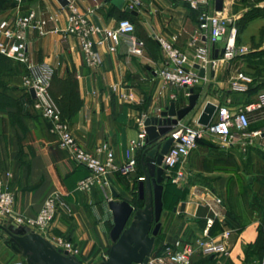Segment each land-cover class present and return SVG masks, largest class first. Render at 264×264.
<instances>
[{"label": "crops", "instance_id": "1", "mask_svg": "<svg viewBox=\"0 0 264 264\" xmlns=\"http://www.w3.org/2000/svg\"><path fill=\"white\" fill-rule=\"evenodd\" d=\"M67 1L100 27L112 28L121 18L128 19L134 25V36L143 43L142 56L129 55L124 42L115 53H109L103 45L98 47L102 65L98 69L88 68L76 40L63 35L64 17L57 15L56 21L53 18L62 7L57 0H23L19 9L11 6L9 0H0V22L11 19L19 11H34L49 20L50 32L46 36L28 33L29 56L32 62H44L53 68L49 93L62 115L70 109L62 118L69 123L77 144L100 158L103 152L97 150L106 145L119 165L125 161L129 142L143 131L145 118L156 116L179 97L184 104L187 102L182 90L164 85L157 75L166 66V59L156 38L185 52L189 59L187 69L195 70V48L207 45L204 38L191 45L198 28L199 9L213 10V0H205L207 5L202 0H141L143 7L137 16H124V9H117L110 0ZM223 10L231 19L229 28L236 30V45L247 53L205 70V80L196 86L200 96L195 118L207 102L236 112L256 102L264 93V0H223ZM225 41L226 36L214 45L210 56L214 50L220 52ZM24 74L21 64L0 56V176L10 173L6 184L14 195L17 215L32 217L45 198L61 194L70 213L60 214L50 232L78 244L82 264H92L91 254L109 250L112 225L108 227L103 220L94 223L91 216H98L97 206L109 198L110 188L131 203L127 192L132 193L142 178L141 168L127 178L114 176L110 188L77 191V182L87 172L57 147L49 125L33 109L32 98L23 88ZM238 74L244 77L245 91L231 88V80ZM122 94H132L135 101L129 102ZM257 130H264V119L250 125V132ZM210 140L208 136L201 138L189 154L184 165L186 179L176 186L185 194L169 212L162 211L161 217L167 219V225L161 222L155 242L159 241L158 249H161L176 238L192 241L201 237L206 220L214 212L218 216L209 235L216 237L224 229L234 232L229 241V256L211 257L213 263L260 264V259L248 249L257 242L264 223V181L257 180L255 173L251 175V183L247 181L245 155L238 146L219 149ZM260 147L264 148V133L246 149L251 169L264 167L256 162V150ZM139 151L134 152L137 159ZM217 198L223 208L215 204ZM106 211L111 216L108 207ZM5 238L0 236V264L21 262V257L3 245Z\"/></svg>", "mask_w": 264, "mask_h": 264}, {"label": "built area", "instance_id": "2", "mask_svg": "<svg viewBox=\"0 0 264 264\" xmlns=\"http://www.w3.org/2000/svg\"><path fill=\"white\" fill-rule=\"evenodd\" d=\"M122 1L123 9L129 8L137 13L143 7L141 0ZM11 2L16 9H19L23 0H11ZM202 2L207 5L205 0ZM223 11L215 12L204 9L198 15V28L194 33L191 45L194 46L202 38L207 40V45L195 48L194 56L196 64L204 70L214 69L220 62L231 61L247 53L245 48L236 45V30L234 27L229 28L231 19L226 17ZM57 15L64 17L63 35L76 40L83 62L88 68L98 69L102 65L98 47L103 45L107 46L109 53H115L121 42H124L129 55L142 56L143 43L134 36V25L128 19L118 20L112 28L100 27L91 22L87 14L81 13L69 1L53 17L55 21ZM48 22L47 18L34 11L26 13L19 11L11 19L2 20L0 22V56L24 67L25 74L22 85L27 93L31 89L34 91L35 98L32 99L34 110L49 125L50 133L56 138L57 147L66 152L72 163L86 170L87 175L77 182L76 190L89 191L95 187L110 188L113 176L127 178L137 172L138 164L134 152L142 147L145 133L142 131L136 140L130 141L125 161L119 165L115 162L113 151L106 145L97 150L103 152V157L100 158L77 144L69 124L62 120L60 109L49 93L54 75L53 68L44 62H32L28 53V33L36 32L39 37L46 36L50 32L47 29ZM54 31L56 30L54 29ZM224 36H226V41L223 55L213 58L210 56L211 49ZM156 40L166 59V66L157 75L164 85L182 90L184 97L188 98L189 90L198 86L205 80V77L200 78L197 71L187 69L189 59L185 52L162 38H156ZM243 80L242 74L236 75L231 80L232 90L245 91ZM121 97L127 98L131 103L135 101L132 94H122ZM197 118H194L190 123L185 120L179 121L170 131L169 138L172 139V144L163 156L161 166L164 168L165 181H170L173 185L179 186L185 181L184 165L199 139L209 136L219 149L238 146L244 153L248 146L253 145L255 139L262 136L264 130L250 132L249 127L252 123L264 119V93L258 96L256 102L247 104L236 112L231 111L227 106H218L211 122L206 127L198 125ZM9 177L10 173L0 176V225L25 226L38 234L39 231L45 232L57 214L58 207L62 203L61 198L58 194L48 196L44 199L39 211L32 217L17 215L14 212V195L6 184V179ZM215 204L223 208L220 199L217 198ZM217 216L218 214L213 212V217L206 220V228L201 237L192 241L176 238L171 243L165 244L157 255L151 254L147 264H191L192 258L197 253L202 257H228L230 253L229 241L234 230L224 229L218 236H210L209 229L213 226ZM53 245L75 256L70 244ZM10 264L26 263L22 260Z\"/></svg>", "mask_w": 264, "mask_h": 264}, {"label": "water", "instance_id": "3", "mask_svg": "<svg viewBox=\"0 0 264 264\" xmlns=\"http://www.w3.org/2000/svg\"><path fill=\"white\" fill-rule=\"evenodd\" d=\"M62 7L68 4L67 0H57ZM117 9H122V0H110ZM213 10L223 11V0H213ZM127 14L137 16L136 11L129 8L123 10ZM213 51V58L223 55ZM198 71V77H205V70L199 65H194ZM187 102L178 107L176 102L161 110L156 116L144 119L143 132L145 140L139 149V165L142 178L137 182L133 194H138V200L143 201V207L133 206L128 200H118L120 194L114 188H110L111 199L107 207L112 216V227L109 231L111 246L106 260L97 264H147L154 250L155 239L161 228V214L163 211V183L164 168H162L163 156L172 144L169 138L172 127L184 120L197 106L199 94L189 90ZM30 97L35 98L34 91L29 90ZM216 106L207 102L202 108L197 124L208 126L211 122ZM251 183V177L247 179ZM0 236L3 245L21 257L26 264H81L79 260L67 251L56 248L42 235L25 226L0 225Z\"/></svg>", "mask_w": 264, "mask_h": 264}, {"label": "rangeland", "instance_id": "4", "mask_svg": "<svg viewBox=\"0 0 264 264\" xmlns=\"http://www.w3.org/2000/svg\"><path fill=\"white\" fill-rule=\"evenodd\" d=\"M198 7V5L196 6V8ZM200 8V7H199ZM203 9H199V13L202 12ZM196 88V87H195ZM175 102L178 101V98L176 100H174ZM182 103H183V100H182ZM183 105H185L183 103ZM197 106H198V103H197ZM197 106L196 108L184 119L186 122L190 123L194 118H195V113L197 112ZM33 107V106H32ZM34 109V108H33ZM62 120H64L62 118ZM66 121V120H64ZM67 122V121H66ZM68 123V122H67ZM69 124V123H68ZM70 127V126H69ZM141 133V132H140ZM139 133V134H140ZM209 138V136H208ZM200 140V139H199ZM211 143L214 145V147L216 146V144L210 140ZM130 143V142H129ZM57 145V144H56ZM217 147V146H216ZM218 148V147H217ZM251 148V147H250ZM139 150V149H137ZM66 153V152H65ZM245 155L244 157V160L243 162L245 163L244 164V175L245 176H249L251 177V175H253L255 173V176H256V179L259 180L261 179V181H264V167H262L261 169H256L254 170L253 168L251 169V160L249 158H247L246 156V153L244 152L243 153ZM68 157V156H67ZM135 159L137 160L136 156L134 155ZM69 159V158H68ZM256 162H261L262 163V166L264 165V148L260 147V148H257L256 150ZM138 171V169H137ZM137 173V172H136ZM114 177V176H113ZM81 180V179H80ZM163 186H164V191H163V212L164 210L165 211H170V209L172 208L173 205H176L179 201H181L182 199V194H185L183 190L181 191H178V189L176 188L177 185H173L170 181H165L163 183ZM96 188V187H95ZM75 189H76V186H75ZM94 188H92L91 190L89 191H79V192H90L92 191ZM134 190H136V187H134ZM133 190V191H134ZM132 191V192H133ZM120 194V193H119ZM59 197L61 198L62 200V203L61 205L58 207V211H57V214L53 220V222L55 221V219L60 215V214H66L69 216V208L67 207V204L65 203L64 201V197L61 195V194H58ZM127 196L131 199V203L137 205V207H142V205L144 204L143 201H140L138 200V198L136 197L135 194L133 193H128L127 192ZM108 199H103L102 202L97 206L98 209H99V212H98V216H94L92 217L91 216V219L92 221L95 223V221L97 220H103L105 222V224L110 227L112 225V217L109 215V213L106 211L107 210V202L108 200L111 199V195L109 193L108 195ZM123 198L122 194H120L118 200H121ZM106 212V213H105ZM162 212V213H163ZM167 219L163 220V218L161 217V222H163L164 225H167ZM53 222L50 224V226L48 227L47 230H45V232L43 231H39V234L43 235L46 237L47 240H49L51 243L53 244H70L74 254H75V257L77 259H81L82 258V253H81V248L78 244L74 243L71 239L67 238V237H64V236H60V235H53L51 231V227H52V224ZM263 226V227H262ZM262 226L260 227V239L262 240L261 241V245H253L251 247H249V251L251 252V255L254 256V257H258L260 259V264H263V260H264V223L262 224ZM155 249L153 250V256L154 255H157L161 249H158L159 247V241L157 240L155 242ZM107 252H108V248H106L104 250V252H94L93 254H91V256L89 257V260H91L92 264H97L98 262H101L103 260H105L106 258V255H107ZM82 259L79 260V262L82 264ZM85 264H88V263H85ZM191 264H214L213 262L212 263H207V262H204L203 261V257L197 253L193 258H192V261H191Z\"/></svg>", "mask_w": 264, "mask_h": 264}, {"label": "trees", "instance_id": "5", "mask_svg": "<svg viewBox=\"0 0 264 264\" xmlns=\"http://www.w3.org/2000/svg\"><path fill=\"white\" fill-rule=\"evenodd\" d=\"M10 1V5L12 6H14V4L11 2V0H9ZM0 4H1V2H0ZM128 16L129 14H127L126 12H124V16ZM121 19H126L125 17H123V18H121ZM194 90V92L195 93H198L199 92V89L198 88H194L193 89ZM56 104H57V102H55ZM176 104H177V106L178 107H182L183 106V103H182V97H179L178 98V101L176 102ZM57 106H58V108L60 109V106L57 104ZM60 112H61V116H66L67 114H69L70 113V109H68L67 111H65V113H63V115H62V111H61V109H60ZM137 164H138V170H140V165H139V159H137ZM162 200H163V197H162ZM133 206H135V207H137V205H135V204H133V203H131ZM142 207H143V205H142ZM138 208H141V207H138ZM261 237H260V232H259V237H258V239H257V242L255 243V244H257V245H261V239H260ZM203 261L204 262H207V263H212L213 261H212V259H211V257H203Z\"/></svg>", "mask_w": 264, "mask_h": 264}, {"label": "flooded vegetation", "instance_id": "6", "mask_svg": "<svg viewBox=\"0 0 264 264\" xmlns=\"http://www.w3.org/2000/svg\"><path fill=\"white\" fill-rule=\"evenodd\" d=\"M135 195H136V197L138 198V194L135 193Z\"/></svg>", "mask_w": 264, "mask_h": 264}]
</instances>
